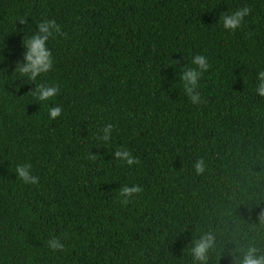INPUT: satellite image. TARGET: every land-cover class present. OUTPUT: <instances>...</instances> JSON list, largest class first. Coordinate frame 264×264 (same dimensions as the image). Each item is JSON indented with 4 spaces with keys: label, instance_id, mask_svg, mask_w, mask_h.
<instances>
[{
    "label": "trees",
    "instance_id": "16d2710c",
    "mask_svg": "<svg viewBox=\"0 0 264 264\" xmlns=\"http://www.w3.org/2000/svg\"><path fill=\"white\" fill-rule=\"evenodd\" d=\"M52 21L51 66L33 80L27 42ZM195 55L210 65L199 103L182 79ZM261 71L264 0H0V264L264 256ZM40 86L59 91L41 101ZM124 186L142 191L125 202Z\"/></svg>",
    "mask_w": 264,
    "mask_h": 264
},
{
    "label": "clouds",
    "instance_id": "9594fccd",
    "mask_svg": "<svg viewBox=\"0 0 264 264\" xmlns=\"http://www.w3.org/2000/svg\"><path fill=\"white\" fill-rule=\"evenodd\" d=\"M246 14L247 9H244L238 10L232 15L226 16L224 18V26L227 28L235 29ZM39 27L40 33H43L44 35L37 34L27 42L28 51L25 57L27 65L20 70L22 73H30V78L33 80L36 79L39 73L46 72L51 66V54L50 51L46 48V41L48 39V36L51 35L50 29L55 27V22H45L40 24ZM193 63L197 65V68L186 69L183 72L182 79L185 81L184 88L187 90L191 101L193 103H199L201 100V96L198 92L195 91L198 84V78L201 74V71H207L210 65L204 55H195L193 58ZM258 80L259 83L257 85L256 91L259 95L264 96V71H261L259 73ZM58 91L59 89L57 87L40 86L37 95L39 100L47 101L50 98H53L58 93ZM60 112V107H53L49 109V115L53 119L59 116ZM116 155L125 160L129 166L138 163L136 158H134L127 150L117 151ZM195 167L198 172H203L204 161L198 160L195 164ZM15 171L23 183L37 185L39 177L33 174L31 164L18 165L15 168ZM140 191H142V189L139 186H133L131 188L128 186H124L121 190L120 195L122 198H124L125 202H127L128 197ZM49 246L53 251L62 249L64 247V245L58 238L50 240ZM205 247L206 245L201 244V246L197 250L198 254L202 253ZM255 253L256 249H250L248 254L245 256L242 264H264V256L257 257Z\"/></svg>",
    "mask_w": 264,
    "mask_h": 264
}]
</instances>
